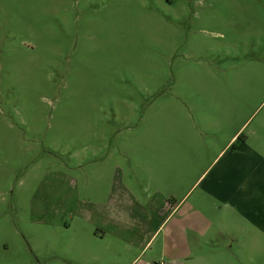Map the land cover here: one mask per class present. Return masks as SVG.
<instances>
[{
    "label": "rangeland",
    "instance_id": "rangeland-1",
    "mask_svg": "<svg viewBox=\"0 0 264 264\" xmlns=\"http://www.w3.org/2000/svg\"><path fill=\"white\" fill-rule=\"evenodd\" d=\"M233 113L243 173L264 187V0H0V264H75L72 246L60 255L73 237L60 189L89 179L99 143L128 142L133 180L139 129L226 134ZM198 138L186 135L195 150ZM206 162L193 159L195 178ZM241 217L228 261L264 264V236L244 242L255 230Z\"/></svg>",
    "mask_w": 264,
    "mask_h": 264
},
{
    "label": "crops",
    "instance_id": "crops-1",
    "mask_svg": "<svg viewBox=\"0 0 264 264\" xmlns=\"http://www.w3.org/2000/svg\"><path fill=\"white\" fill-rule=\"evenodd\" d=\"M177 127L168 126V139H150L151 129H139L138 159L144 172L133 173V180L124 170L128 142L112 140L107 150L108 141L101 138L89 171L83 172L89 179L60 189L66 190L71 222L64 225L73 229V237L64 238L63 259L72 246L75 264H233L227 255L239 248L243 212L255 230L244 242L257 239L258 232L264 236V198L256 203L264 187L243 173L245 141L230 148L242 129L235 114H229L226 134L212 125ZM178 132L185 138H176ZM189 134L200 139L196 150L194 141L186 140ZM195 157L207 161L196 178ZM79 167L85 169L84 162ZM203 181L202 190H195ZM251 203L260 205L261 212L243 209Z\"/></svg>",
    "mask_w": 264,
    "mask_h": 264
},
{
    "label": "trees",
    "instance_id": "trees-1",
    "mask_svg": "<svg viewBox=\"0 0 264 264\" xmlns=\"http://www.w3.org/2000/svg\"><path fill=\"white\" fill-rule=\"evenodd\" d=\"M170 1V0H169ZM245 141V137L243 135H239L236 140L232 143L230 146L231 149L236 148L240 143H243Z\"/></svg>",
    "mask_w": 264,
    "mask_h": 264
}]
</instances>
